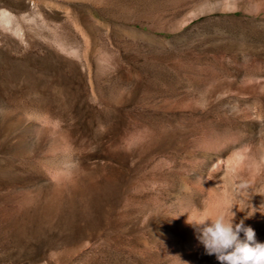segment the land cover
I'll return each instance as SVG.
<instances>
[{
	"label": "rangeland",
	"instance_id": "1",
	"mask_svg": "<svg viewBox=\"0 0 264 264\" xmlns=\"http://www.w3.org/2000/svg\"><path fill=\"white\" fill-rule=\"evenodd\" d=\"M263 61L264 0H0V264H219L234 200L264 242Z\"/></svg>",
	"mask_w": 264,
	"mask_h": 264
},
{
	"label": "clouds",
	"instance_id": "2",
	"mask_svg": "<svg viewBox=\"0 0 264 264\" xmlns=\"http://www.w3.org/2000/svg\"><path fill=\"white\" fill-rule=\"evenodd\" d=\"M233 208L243 212V201H232L227 214L215 216L206 209H194L188 213L187 223L194 228L205 253L215 256L219 264H264V242L257 241L255 231L243 220L235 222Z\"/></svg>",
	"mask_w": 264,
	"mask_h": 264
},
{
	"label": "bare ground",
	"instance_id": "3",
	"mask_svg": "<svg viewBox=\"0 0 264 264\" xmlns=\"http://www.w3.org/2000/svg\"><path fill=\"white\" fill-rule=\"evenodd\" d=\"M262 73L264 75V61H263V70ZM261 99H262V103H264V80H263V84H262V91H261ZM259 104V102H258ZM260 106V105H259ZM264 107V106H263ZM262 110V109H261ZM263 112V111H262ZM262 118H264V114L261 116ZM262 145V144H261ZM260 153V157L262 158V170L264 172V143L259 151Z\"/></svg>",
	"mask_w": 264,
	"mask_h": 264
}]
</instances>
